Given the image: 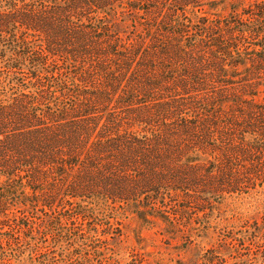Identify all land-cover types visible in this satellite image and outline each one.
Returning a JSON list of instances; mask_svg holds the SVG:
<instances>
[{
  "label": "trees",
  "instance_id": "1",
  "mask_svg": "<svg viewBox=\"0 0 264 264\" xmlns=\"http://www.w3.org/2000/svg\"><path fill=\"white\" fill-rule=\"evenodd\" d=\"M224 1L0 0L11 254L103 264L118 211L172 223L263 185L264 0Z\"/></svg>",
  "mask_w": 264,
  "mask_h": 264
},
{
  "label": "rangeland",
  "instance_id": "2",
  "mask_svg": "<svg viewBox=\"0 0 264 264\" xmlns=\"http://www.w3.org/2000/svg\"><path fill=\"white\" fill-rule=\"evenodd\" d=\"M230 3L225 0L205 10L222 15L232 10ZM125 17L119 23L123 29L131 27L128 15ZM180 210L178 220L172 223L160 217L144 220L133 209L116 212L111 220L121 234L110 239L113 250L101 256L92 255V261L103 264H264V183L247 193L227 195L212 206ZM3 229L7 230L8 226ZM18 234L15 236L20 237L27 249L29 246H24L21 239L24 233ZM5 238L0 233V264H46L45 256L29 250L11 254L13 251ZM4 255L11 256V261ZM80 262L91 264L83 256Z\"/></svg>",
  "mask_w": 264,
  "mask_h": 264
}]
</instances>
